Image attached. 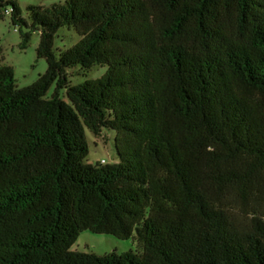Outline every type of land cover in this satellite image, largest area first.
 <instances>
[{"label": "trees", "instance_id": "obj_1", "mask_svg": "<svg viewBox=\"0 0 264 264\" xmlns=\"http://www.w3.org/2000/svg\"><path fill=\"white\" fill-rule=\"evenodd\" d=\"M3 9L48 70L19 89L0 67V264H264V0ZM64 27L80 40L57 57ZM86 129L116 133L118 164L85 163ZM84 231L143 252L72 251Z\"/></svg>", "mask_w": 264, "mask_h": 264}, {"label": "rangeland", "instance_id": "obj_2", "mask_svg": "<svg viewBox=\"0 0 264 264\" xmlns=\"http://www.w3.org/2000/svg\"><path fill=\"white\" fill-rule=\"evenodd\" d=\"M18 3L23 12V16L30 22L28 7L41 6L50 7L56 3H65L66 0H14ZM9 9V8H7ZM3 17L0 19V67L10 66L14 69L16 86L19 89L33 85L40 76L46 74L48 64L45 59L37 56V49L40 44V33H32L30 42L25 49L22 45V32H27L26 28L21 31L19 26H14L11 21L10 11L2 10ZM80 40L74 29L64 27L59 30L55 37L53 51L57 57L60 53L74 46ZM107 66H95L90 70H82L81 67L67 69L68 79L71 85H79L87 80L101 78L106 72ZM80 71V73H79ZM55 91V85L50 89L46 98H51ZM62 98L69 102L66 91H62ZM86 136L89 145V155L85 160L86 164H118L120 162L116 149V133L114 131L103 130L101 135L96 136L86 129ZM236 221L244 228L248 225V218H245L240 211H236ZM72 251L81 253H92L99 256L117 253L119 255L128 252L141 254L142 247L137 240H120L111 235L94 234L91 231L81 233L79 239L72 247Z\"/></svg>", "mask_w": 264, "mask_h": 264}, {"label": "built area", "instance_id": "obj_3", "mask_svg": "<svg viewBox=\"0 0 264 264\" xmlns=\"http://www.w3.org/2000/svg\"><path fill=\"white\" fill-rule=\"evenodd\" d=\"M8 12V11H7ZM10 13H11V11H10Z\"/></svg>", "mask_w": 264, "mask_h": 264}]
</instances>
